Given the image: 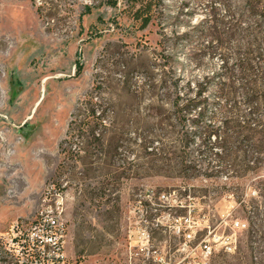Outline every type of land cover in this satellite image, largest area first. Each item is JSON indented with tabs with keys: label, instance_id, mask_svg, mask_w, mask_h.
Returning <instances> with one entry per match:
<instances>
[{
	"label": "rangeland",
	"instance_id": "1",
	"mask_svg": "<svg viewBox=\"0 0 264 264\" xmlns=\"http://www.w3.org/2000/svg\"><path fill=\"white\" fill-rule=\"evenodd\" d=\"M222 1L165 0V31L196 25L212 4L223 16ZM140 5V0H0V236L16 221H32L50 186H64L72 256L123 262L129 230L139 226L149 227L155 245L175 250L179 239L171 218L191 212L197 242L209 231L236 232L235 252L225 251L220 241L210 264H254L255 252L264 264V160L257 172L240 176L223 171L181 177L175 159L147 156L141 139L159 129L156 105L165 81L177 74L182 91L189 81L194 87L220 71L221 58L193 54L200 46L197 32L163 54L161 27L152 19L142 28ZM168 54L174 59H166ZM215 89L210 86L211 96ZM89 99L104 109L107 128H99L100 141L76 131ZM171 136L175 141L178 134ZM215 136L207 146L213 152L220 149ZM200 143L197 138L190 145L195 156ZM226 163L245 166L240 158ZM209 164L217 163L204 157L199 166ZM157 219L162 223L156 225ZM237 221L247 228H238Z\"/></svg>",
	"mask_w": 264,
	"mask_h": 264
},
{
	"label": "trees",
	"instance_id": "2",
	"mask_svg": "<svg viewBox=\"0 0 264 264\" xmlns=\"http://www.w3.org/2000/svg\"><path fill=\"white\" fill-rule=\"evenodd\" d=\"M140 2L138 19L142 28L152 19L161 27L158 45L163 54L190 41L192 33L197 32L200 46L198 50H191L193 54L221 58L220 71L205 75L194 87L189 81L182 91L177 74L165 81L163 97L157 99L156 105L160 112L156 119L159 129L155 135H143L141 139L147 156L160 162L175 159L181 177H196L201 172L206 176L223 171H233L239 176L257 172L256 164L264 160V0H240L236 5L223 0L226 8L223 16L212 4L208 16L196 25L183 31L176 28L172 33L165 31L167 18L161 13L165 0ZM87 12H91L90 7ZM164 57L170 59L173 54ZM213 84L216 89L211 96L209 90ZM84 103L88 114L76 124V131L83 138L100 141L99 128H107L104 109L91 99ZM171 133L178 134L175 141ZM212 134H216L214 145L220 148L216 152L207 147L212 142ZM197 138L201 143L195 156L190 145ZM66 142V139L61 142L62 151ZM230 145L240 150L230 151ZM246 147L252 149L245 150ZM204 157L217 164L199 166ZM239 158L244 167H228L227 161ZM12 261L5 243L0 240V264Z\"/></svg>",
	"mask_w": 264,
	"mask_h": 264
},
{
	"label": "built area",
	"instance_id": "3",
	"mask_svg": "<svg viewBox=\"0 0 264 264\" xmlns=\"http://www.w3.org/2000/svg\"><path fill=\"white\" fill-rule=\"evenodd\" d=\"M63 188L50 186L43 198V207L34 219L16 221L6 236H0L13 259L11 264H106L69 254L68 225L64 218L68 193ZM171 221L174 222L173 234L179 239L175 250L170 245H155L149 227L139 226L129 230L125 260L113 264H210L220 241L227 252H235L237 248L236 232L218 236L209 231L197 242V222L191 212L173 217ZM160 222L157 219L156 225ZM235 225L248 226L243 221ZM254 261V264H262L258 252L254 253Z\"/></svg>",
	"mask_w": 264,
	"mask_h": 264
}]
</instances>
